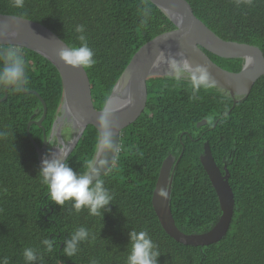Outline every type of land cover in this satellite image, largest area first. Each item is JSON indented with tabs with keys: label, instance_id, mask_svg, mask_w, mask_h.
Listing matches in <instances>:
<instances>
[{
	"label": "trees",
	"instance_id": "16d2710c",
	"mask_svg": "<svg viewBox=\"0 0 264 264\" xmlns=\"http://www.w3.org/2000/svg\"><path fill=\"white\" fill-rule=\"evenodd\" d=\"M194 16L224 41L258 47L264 57V0H185ZM145 8L149 9L146 12ZM0 15L41 24L67 46H79L75 26H85L96 64L84 68L96 110H101L133 55L175 26L148 0H0ZM0 46V66L4 51ZM26 65V91L36 92L46 105L41 127L31 125V139L41 146L59 115L62 85L55 67L28 49L19 48ZM219 67L240 71L242 59H221L206 52ZM17 55L9 53L7 57ZM0 88V99L4 96ZM193 97L191 81L152 77L146 81V103L140 115L120 132L115 161L99 177L113 201L101 216L87 209L76 212L71 202L61 207L51 201L38 175L40 167L26 127L42 115L33 94L8 89L0 102V260L26 264L23 250H36L32 264H126L129 233L146 230L158 246V264H264V76L233 106L229 95L214 87L201 88ZM236 99H239L236 97ZM34 115V117H32ZM206 120L205 126H197ZM68 130L66 136L63 131ZM64 141L70 139L66 127ZM98 132L88 126L65 163L80 174L92 162ZM55 143L51 141L47 150ZM207 143L214 162L234 196L232 221L219 242L193 247L177 243L162 229L151 205L161 164L171 155L178 160L173 172L170 208L184 234L207 232L220 216L215 191L199 156ZM85 227L94 240L80 244L72 257L64 255L65 240ZM54 240L47 252L44 239Z\"/></svg>",
	"mask_w": 264,
	"mask_h": 264
},
{
	"label": "water",
	"instance_id": "95a60500",
	"mask_svg": "<svg viewBox=\"0 0 264 264\" xmlns=\"http://www.w3.org/2000/svg\"><path fill=\"white\" fill-rule=\"evenodd\" d=\"M148 1L176 30L157 36L133 55L101 110H96L93 105L90 83L84 68L65 66L60 60V49L67 46L63 41L41 24L16 16L0 15V46L7 47L3 55L4 60L9 53L23 57L19 48L28 49L48 60L57 70L61 80L59 115L52 124L48 138L43 133L41 146L31 139L29 129L31 125L41 127L46 116L45 102L34 91H22L24 94L36 96L42 106L41 117L37 121L31 120L26 127L40 169L45 158L62 157V162H65L84 130L92 126L98 132L92 162L100 169L99 177L106 174L115 161L121 130L131 124L145 107L146 81L149 78L175 77L191 81L193 71L197 67H205L213 82L210 87L229 95L234 106L239 100L246 98L255 82L264 76V57L258 47L220 39L194 16L187 1ZM206 52L221 59H242V67L237 73L224 70L214 63ZM13 87L3 90L4 96L0 102L6 100L8 89ZM105 112L109 117L108 126L113 133L112 144L108 147L103 144V130L99 123L101 114ZM63 119L66 123H62ZM57 123L63 127L67 126L71 134L70 139L67 142L62 141L58 132L56 141L59 142L47 150ZM205 124L206 120H202L197 126ZM199 161L215 191L221 212L207 232L184 234L173 220L170 199L173 172L178 163L173 156L169 155L163 160L151 197V205L165 233L177 243L193 247L208 246L223 239L229 230L234 211V196L228 183L229 173L226 166H223L221 173L207 143L203 145ZM161 189H165L164 195H160Z\"/></svg>",
	"mask_w": 264,
	"mask_h": 264
},
{
	"label": "clouds",
	"instance_id": "9594fccd",
	"mask_svg": "<svg viewBox=\"0 0 264 264\" xmlns=\"http://www.w3.org/2000/svg\"><path fill=\"white\" fill-rule=\"evenodd\" d=\"M241 2L242 0H236L237 6ZM246 2L251 3V0H246ZM12 6L22 8L23 0H12ZM145 10L146 12L149 11L147 8ZM75 32L77 33L76 39L79 41V46L62 47L58 53L59 58L65 66L90 68L96 64V60L94 59V52L88 44L85 26L82 24L76 25ZM212 83L207 69L205 67H197L191 76L193 97H197L196 93L201 88L210 87ZM26 85L27 71L25 61L18 55L7 57L3 65L0 66V88L7 89L10 86H14V91L20 93L25 90ZM99 123L103 130L104 146H111L113 133L108 126L109 117L106 112L101 114ZM5 135L6 133L0 132V136ZM86 167V171L78 174L74 172L68 163L62 162V157L45 158L42 161V167L38 175L41 183L46 186L49 197L54 204L62 207L65 202H71V207L77 213L87 209L89 215L101 216L104 211L108 210V206L112 204L114 197L105 187L104 180L99 178L100 169L95 162H89ZM93 181L95 182L93 183ZM164 194L165 189H161L160 195ZM90 238L94 240L95 236L88 229L85 227L77 228L71 233V239L64 241L66 244L63 250L64 255L69 258L74 256L80 250V244L89 241ZM129 238L130 247L126 264H158L160 252L148 231L133 230L129 233ZM42 243L46 246L47 252L53 251L54 240L46 238ZM22 255L26 264H32V262L37 260L36 250L31 247L24 248ZM0 264H9L8 257L0 260ZM91 264H97V261L93 259Z\"/></svg>",
	"mask_w": 264,
	"mask_h": 264
},
{
	"label": "rangeland",
	"instance_id": "374dc122",
	"mask_svg": "<svg viewBox=\"0 0 264 264\" xmlns=\"http://www.w3.org/2000/svg\"><path fill=\"white\" fill-rule=\"evenodd\" d=\"M62 123H66V121L63 119L62 120ZM67 126H65V127H63L62 128V126H60V125H57L56 127H55V129H54V133H52L51 134V139H52V141H54V140H57V136H56V134H59L60 133V130L62 129H64V128H66ZM70 131V130H69ZM59 132V133H58ZM67 133H68V130L66 131V130H64L63 131V135L64 136H66L67 135ZM71 135V134H70ZM54 144H56V143H54Z\"/></svg>",
	"mask_w": 264,
	"mask_h": 264
},
{
	"label": "bare ground",
	"instance_id": "6f19581e",
	"mask_svg": "<svg viewBox=\"0 0 264 264\" xmlns=\"http://www.w3.org/2000/svg\"><path fill=\"white\" fill-rule=\"evenodd\" d=\"M57 125H60V124H59V123H57V124H56V126H57ZM62 128H63V126H62Z\"/></svg>",
	"mask_w": 264,
	"mask_h": 264
},
{
	"label": "flooded vegetation",
	"instance_id": "af4514ba",
	"mask_svg": "<svg viewBox=\"0 0 264 264\" xmlns=\"http://www.w3.org/2000/svg\"><path fill=\"white\" fill-rule=\"evenodd\" d=\"M206 125V124H205ZM62 131V130H61ZM62 140V139H61ZM63 141V140H62ZM57 142H59V141H57ZM56 144H54V146H55Z\"/></svg>",
	"mask_w": 264,
	"mask_h": 264
}]
</instances>
